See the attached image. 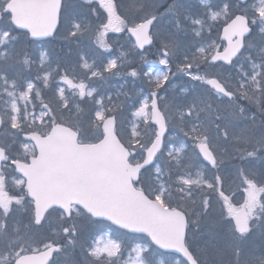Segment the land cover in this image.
I'll return each instance as SVG.
<instances>
[{"label":"snow or ice","instance_id":"snow-or-ice-1","mask_svg":"<svg viewBox=\"0 0 264 264\" xmlns=\"http://www.w3.org/2000/svg\"><path fill=\"white\" fill-rule=\"evenodd\" d=\"M109 33L128 52L104 57ZM57 41L74 65L41 47ZM152 48L159 72L126 73L147 95L96 86ZM174 62L206 86L184 102ZM213 256L264 264V0H0V264Z\"/></svg>","mask_w":264,"mask_h":264},{"label":"rangeland","instance_id":"rangeland-1","mask_svg":"<svg viewBox=\"0 0 264 264\" xmlns=\"http://www.w3.org/2000/svg\"><path fill=\"white\" fill-rule=\"evenodd\" d=\"M162 2V0H160V3ZM193 2H195L194 0H193ZM165 24H167V21H165ZM110 34H111V36H110ZM116 34H113V33H109V43H111V44H113L114 45V55L116 56V58L117 57H119L120 56V52L121 51H125V52H128V50L131 48V45H127V46H124L123 45V41H119L118 43L116 42V41H114V40H112L111 39V37H113V36H115ZM125 40H127V38H125ZM255 43H256V38H255ZM70 51H72V50H68V52H70ZM104 53H106V52H104ZM159 56H160V53L159 52H157V50L154 48V49H152V50H150V51H148V52H146L145 54H144V58H141L142 60H144V62H143V65L145 66V67H147V69H145L144 67H141V68H139V69H136L137 71H140V72H144V71H152L153 72V74H155V73H157V72H159L160 70H156V69H154V68H157V67H160V68H162L163 66H161V65H159L158 64V59H159ZM134 58H132V57H130V55H129V60H131V64L129 65V64H124V65H127V66H129V67H131L132 65H133V63H134V60H133ZM138 59H140V58H138ZM120 61H118V63H119ZM136 62V61H135ZM123 65V66H124ZM174 65H175V67H176V63L174 62ZM176 70H177V68H176ZM129 71H131V70H129ZM128 72V71H127ZM209 72H211V71H209ZM215 74V73H214ZM113 77H115V76H113ZM124 77H127V78H129L127 75H125ZM171 78V77H170ZM138 80H140V84L148 91V92H150L151 91V89H150V87H149V85H147L148 83H147V81H143V79H138ZM192 82V81H191ZM147 83V84H146ZM173 83H174V81H173ZM177 84H181V83H174V85H175V87L174 88H169V90H168V93H167V96H168V98H169V100L170 101H172V100H177L178 99V97L179 96H182V95H184V92H182L181 91V93H180V95H177ZM98 85L101 87V83H99L98 82ZM184 87H188V88H190L191 90H195V88H198L200 85L199 84H182ZM115 88H116V90L118 89V86L117 85H115L114 86ZM165 87H167V85H165ZM123 92H127V93H129V95L131 94V91L130 90H128V89H125V90H123ZM145 95H147V93L145 92ZM176 96V97H175ZM182 99V98H181ZM258 116H259V114H258ZM259 119V118H258ZM260 122V121H259ZM227 163V162H226ZM225 178H226V181H227V183H226V187L228 186V184H230L231 183V179H232V175H230V174H225ZM232 187L233 188H235V185H232ZM259 235V234H258ZM259 243V240L257 239V244ZM257 252H258V250H256ZM213 259H218L219 258V256H213L212 257ZM226 258V257H225Z\"/></svg>","mask_w":264,"mask_h":264},{"label":"bare ground","instance_id":"bare-ground-1","mask_svg":"<svg viewBox=\"0 0 264 264\" xmlns=\"http://www.w3.org/2000/svg\"><path fill=\"white\" fill-rule=\"evenodd\" d=\"M164 2V0H162V2H161V4ZM169 2H170V0H169ZM162 10V9H161ZM208 71H211L210 73H212V74H214V72H215V69H207ZM229 74H230V72H228ZM107 75V74H106ZM187 78H189V77H187ZM112 80L114 81V82H119L120 80H121V77H119V76H115V77H113L112 78ZM174 81V83H180V81H179V79H176V80H173ZM124 87L125 88H127V89H129V90H131V85L128 83V82H126L125 84H124ZM206 87V86H205ZM141 88V87H140ZM204 89V87H202V88H200V87H198V88H195V90L196 91H202ZM185 90V87L182 85V84H177V95H180V93H181V91L182 92H184V95H182V96H179L178 97V99L177 100H175V101H179V102H184L185 101V99L186 98H188V99H190V96L188 95V93L187 92H185L184 91ZM136 94H139V93H135V92H131V94L130 95H132V96H134V95H136ZM145 94V93H144ZM176 97V96H175ZM182 98V99H181ZM240 104L241 105H244V106H248V102L247 101H240ZM249 107H251V106H249ZM223 167L225 168V169H229L230 168V164L229 163H226L225 165H223ZM225 174H230V175H232L231 174V172L230 171H225L224 172V175ZM72 253H76V255H80V249L79 248H76V249H73V250H71L70 251V253H69V255L70 254H72ZM257 254H258V252H257ZM225 257H221V256H219V258L216 260L217 261V264H219V262L222 260V259H224ZM209 259H213L212 257H209Z\"/></svg>","mask_w":264,"mask_h":264},{"label":"trees","instance_id":"trees-1","mask_svg":"<svg viewBox=\"0 0 264 264\" xmlns=\"http://www.w3.org/2000/svg\"><path fill=\"white\" fill-rule=\"evenodd\" d=\"M89 44H94V43L89 42V41H85L84 44H82L80 46L79 51L88 52ZM41 47L44 50H50L51 53H52V56L56 60L57 59H77V51H78V49H77V47L75 45H73L72 48L69 49L68 47L64 46L62 42L57 41L56 43H54L52 45H42ZM90 48H91V46H90ZM68 50H72V51L68 52ZM110 56H112V55L110 54ZM104 57H107V55H105ZM32 75H33V77L35 76V72L34 71H33Z\"/></svg>","mask_w":264,"mask_h":264}]
</instances>
